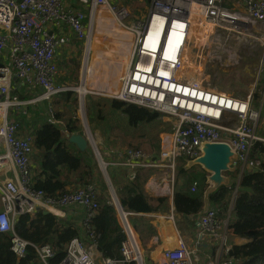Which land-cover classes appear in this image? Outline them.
Listing matches in <instances>:
<instances>
[{"label":"built area","instance_id":"built-area-1","mask_svg":"<svg viewBox=\"0 0 264 264\" xmlns=\"http://www.w3.org/2000/svg\"><path fill=\"white\" fill-rule=\"evenodd\" d=\"M75 1L85 10L76 8ZM223 2L149 0L147 13L131 19L125 6L111 0H0V233L10 234V250L15 256L23 257L26 247L32 244L15 232L14 223L18 216L31 215L38 208L55 212L83 207L86 217L82 223L95 246L89 220L99 207L96 186L87 184L57 195H46L34 189L30 168L31 137L17 133L18 123L9 116L11 110L20 112L29 104L49 101L59 93L79 92L78 87L83 86L55 82L54 60L68 43V37L50 32L49 28L60 23L67 25L77 40L84 42L85 68L89 63L93 33L113 39L125 61L116 67L119 70L117 91L106 95L148 108L171 120L170 130L160 136V151L155 157L139 148H128L123 158L119 156L120 161L101 160L105 166L122 165L131 176L137 168H155L166 178V173H171L169 181L172 183L177 158L199 156L202 142H226L237 154L235 164L261 170L264 174L260 160L250 155L253 144L263 140L255 132L258 111L251 108V92L241 98L233 93L206 89L196 81L184 79L180 70L193 28L203 36L201 44L204 45L207 36L214 32L243 34L249 26L264 23V0H241L238 11L229 10ZM159 17L166 22V27L155 38L153 25ZM173 25L178 32L174 40ZM93 76H88L87 90L98 93L99 88L92 86L95 81L89 80ZM14 79L33 89L29 98L11 95ZM47 110L53 117L50 104ZM117 209L125 235L120 257H103L98 263L92 246H85L80 238L73 237L56 264H146L126 212ZM198 223V240L206 235L219 236L217 232L227 228V219L218 218L214 208H207ZM32 246L43 264H53L49 259L55 252L50 244ZM222 252L227 257L211 264L240 263L238 258L229 255L227 246ZM156 264H193V261L187 245L179 240L177 246L163 250Z\"/></svg>","mask_w":264,"mask_h":264},{"label":"trees","instance_id":"trees-1","mask_svg":"<svg viewBox=\"0 0 264 264\" xmlns=\"http://www.w3.org/2000/svg\"><path fill=\"white\" fill-rule=\"evenodd\" d=\"M118 2L128 4V0ZM71 62L67 70L77 71V62ZM64 82H76V77L67 76ZM73 92H65L64 98L68 99ZM12 96L23 98L21 92L11 91ZM59 99H62L60 97ZM108 101L109 108L116 109L125 115L133 129L139 126H151L159 132L170 128V122L162 120L158 112L133 103L123 102L114 98H104ZM253 102L258 105L260 95L255 92ZM76 100V99H75ZM68 100L65 103L67 104ZM76 103V101H74ZM59 103V102H58ZM100 105L96 103L92 118L103 119ZM75 109H72L68 119L58 124L48 120L46 105L29 104L26 113H18L16 120L19 122L21 133L32 137L31 154V185L36 190H42L46 195H57L67 190L82 187L87 184H98L100 192L105 194L107 188L99 172L96 161L90 149L81 151L72 142L61 135L65 129L68 133L79 131L76 125ZM96 109V111H95ZM57 112V113H56ZM55 118L61 120L62 115L56 111ZM62 112V111H61ZM78 120V119H77ZM78 133V132H77ZM251 156L260 159V168L264 170V142L256 141L251 148ZM152 169L139 168L133 176L126 170L108 169L112 184L116 189L121 207L125 211L146 213L167 210V198L164 196L150 197L144 192V185L150 177ZM193 173V174H192ZM178 175L183 178L182 190L173 193V208L182 216L193 218L202 208V193L205 188V171L202 173L201 186L190 191L188 185L197 180V175L191 170L181 168ZM233 179L229 186L220 185L209 194L210 205L216 210L218 218L227 219V228L232 234L249 239L244 244H233L229 248V255L240 260L239 264H264V174L261 170L246 169L236 180L234 173H229ZM98 187V186H97ZM105 196L98 198V210L89 220L90 229L94 235L96 248L104 257H120V243L125 238L122 228L117 220L116 210L113 205L107 204ZM78 219L58 217L52 213H44L41 208L29 215L18 216L14 229L16 233L34 245L49 243L55 256L50 261L58 263L64 256L69 240L79 236L80 229L76 224ZM0 264H39L35 250L27 246L25 255L16 258L10 250V234L0 233Z\"/></svg>","mask_w":264,"mask_h":264},{"label":"crops","instance_id":"crops-1","mask_svg":"<svg viewBox=\"0 0 264 264\" xmlns=\"http://www.w3.org/2000/svg\"><path fill=\"white\" fill-rule=\"evenodd\" d=\"M111 1L115 4L125 6L130 11L129 6H135V8H138L136 6L140 5L141 3H145L146 0H144V2L142 0H128V1H130L128 4L118 2L119 0H111ZM224 2H225V0H224ZM224 2H223V4H224ZM237 4L241 5V0ZM73 5L76 8H80V9L85 10V7L76 1L73 3ZM130 13H131V11H130ZM131 16H132V14H131ZM85 21L87 22L86 19H85ZM49 31L50 32L56 31V32H60L62 34H66L68 37V42L71 40V38H73V40L75 41V43L72 45L71 48H68V43H67L59 51L57 57L54 60L55 65H56V69H57V72L55 75V82L56 83H66L63 80L64 73L67 70V68L69 67V65L71 64V62L75 59H78L77 60V62H78L77 67L78 68H77V71L75 72V76H77L79 74V69L81 67L83 74H82V77L80 78V84L83 83L84 76L87 77L86 82L84 81L85 85L82 84L83 86H86V89L84 90L83 95H80V91L79 92L74 91L75 93L72 94L71 96H73V99L76 102L78 99V104H79V96L81 98V97H86V96H92V95H88V94H99V93H92V92H89L87 90L88 89V76H86L84 74V72H85V60H84L85 44H84V42L82 40H77L74 37V34L71 32V30H69L67 25H65L63 23L57 24L55 26H51L49 28ZM105 42L106 41L104 39H102L98 35V33L95 34L94 36H92V42H91V46H90L91 51H90L89 58H88L89 63L86 66V69L88 68V66H90L89 69L92 71L97 65H99L100 62L106 63V65L108 64L110 66H116V67L123 65L125 60L122 57L121 52L116 49L115 45L112 46L109 43H105ZM95 45L98 48L97 47L93 48ZM105 47H106V51L104 50ZM73 50H74V53L72 52ZM93 53H96V55H93ZM93 59H94V61H93ZM62 71H63V76L61 77L60 74L62 73ZM94 73L92 72L93 75H94ZM118 73H119V70L116 69L114 72V79H113V83L115 85H117L116 82H118L117 81V74ZM14 89L21 92V94L23 95V98H19V99L29 98L32 95V91H33L32 88H29L27 86V84H25V83H23L17 79L13 80V83H12V91ZM70 92H73V91H70ZM64 93L65 92H62V93H59V94L53 96L51 98V100H49V101H43V102L35 103L37 105L41 104V103L45 104L46 105V113L48 115V117H47L48 120L50 122L58 124V125H59V122L62 123V121H63V123H64L65 120L68 119V117H69L68 114L70 115L73 113L72 112V113L67 114L66 112H63L62 110L58 109L59 106H61L63 108L64 107L68 108V105H67L68 102L66 105L64 102H66L67 100L69 101V99L71 97L70 98L68 97V99H65L64 95H62ZM235 94L237 96H240L237 93H235ZM100 95H104L108 98H112L111 96L106 95V94H100ZM60 97H62L63 101H60L58 103L57 99H59ZM90 98H92V97H90ZM252 101H253V99H252ZM48 104H50V106H51L53 117H51L50 114L48 113V110H47ZM263 104H264V102L261 104L262 110H261L260 106L258 108L260 111V115H262L264 117ZM258 105H259V103H258ZM71 110H72V108H71ZM26 111L27 110H26V106H25L20 112L12 111L11 114L9 112V116L13 117L16 120V115L18 113H26ZM56 111H58L62 115V118L60 121L55 118L54 113ZM95 111H96V109H95ZM119 114H122V113L119 111ZM122 115L125 117L124 114H122ZM89 118H90V115H88V121L90 122V126L92 125V122L97 123V122L104 120V117H103V119H96L94 117V121H90ZM84 119H85V117H84ZM79 120H77V119L75 120L76 125L79 127V129H78L79 131H77V132L79 134H82L89 141V135L86 136L83 132H81L82 127H81V125H79ZM17 123H18V132L17 133H20V135H23L21 133L22 127L20 126L18 121H17ZM263 123H264V118L262 121V125H263ZM83 126L86 127L85 121H84ZM262 128L264 129V125ZM62 130L66 131L65 129H62ZM61 131H60V133H61ZM77 132H74V133H77ZM160 133H162V132H159L157 134H160ZM69 134H72V133H69ZM89 134H90V132H89ZM258 136H260V135H258ZM260 137L263 139L262 141L264 142V137L263 136H260ZM102 142L104 143V146L103 147L101 146L102 155L100 154V152L98 150H97L98 154L96 153V157L98 159L95 158L93 152L92 151L91 152L93 154L94 160L96 161L99 172L103 178L104 184L107 188V192L105 193V194H107V196L105 197V200H106L105 202L109 205L114 206V208L116 210L117 220L120 224V218H119L117 208H121L123 211H125V210L120 205L118 196L116 194V189H115L114 185L112 184V179H111L107 170L108 169L110 170L112 168H116L117 170H125L126 171V168L122 165H112V164H108L107 166H105L101 162V160L106 161V162H112V161H116V160L120 161V159L123 158V156L125 154V150L127 148L108 147V145H107L108 141L105 139H103V141H102V139H100V143H102ZM158 142H159V136H158ZM31 144H32V137H31ZM0 149H1V147H0ZM87 149H90V142H88V144H87ZM133 149H135V148H133ZM257 159H259V158H257ZM183 163H184L183 169H185V170H189V169L196 167V170L195 171L192 170V171L198 176L197 180L188 185L190 191H194L201 186V177H202V173L204 170L199 165H195V164L184 168V166L186 165L185 159H183ZM231 167L233 169L224 172V175L229 180L230 184H232L233 179L230 177L229 173L235 174V178H234L236 180L235 189H234V193H235L236 187L238 185L239 177L242 175V173L246 169H248V167H244V166L235 164V162H234V165H232ZM137 169H139V168H137ZM137 169H135V172ZM143 169H149V168H143ZM248 170H251V169H248ZM253 171L255 172L257 170H253ZM128 173L131 175L130 171H128ZM150 174H151L150 177L148 178L146 184L144 185V192L147 196L154 197V198L160 197V196L166 197L167 198V210H165L163 212L156 211V212H146V213H134V212H130V211H125L126 215H127V221L130 224V226L134 232L136 242H137L139 248L141 249V252L145 258L146 264H156L162 258L163 250L166 248H172V247L177 246V244L179 243V240H182L186 245H187V243L190 245L194 244L195 251H199V253L195 254V256L193 257V252L189 248V246L187 245L188 249L190 250V256H191L192 261H194V260L196 261L195 264H211L212 259H213L214 263L220 262L223 259H225L227 256L225 253H223L221 251L220 240L210 241L212 238L210 236L206 235V236H203L202 238H199V242L196 243L198 240V238L196 236V231L198 228L197 223L199 221L200 216L202 215V213L199 214L201 212V210L193 218L182 216L179 213H176L174 211V208H173V193H174V191L182 190L183 187H187V184L184 185L183 178L175 174L176 177H175L174 181L170 184L169 181H167L166 175L159 172L155 168L151 170ZM206 174H207V172H205V176H206ZM194 183H195V187H193ZM204 183H205V180H204ZM92 184H94V183H92ZM94 185L96 186L97 200H98V198H100V196H102V197L105 196V194H102L100 192L99 185L98 184H94ZM170 185H171V188H170ZM203 198L205 199V196L202 193V201H203ZM206 200H207L208 208H210V207L214 208L213 206L210 205L209 194H208V196L206 195ZM208 200H209V202H208ZM71 208H73V209H71ZM53 211H55V210H53ZM229 211H230V209L228 210L226 217L223 219L229 218V216H230ZM48 213H52V214H54L60 218L61 217H68L69 219H78V220H76V224L78 225V227L80 229L78 238H80L82 240V242L85 246H90V245L92 246V249H93V252H94V255H95L97 262L101 263V260L104 256L101 254V252H99L97 250L96 243H95V246L92 245L91 238L87 234V232L83 226V223H82L86 217V210L83 207H80V206L70 207V208H68V210H67V208L66 209H60V210L58 209L55 212L49 211ZM228 232L230 233L229 234V241L227 242L228 245L226 244V246L228 248H230V246L233 244L240 245V244H244V243L249 241V239H247V238L239 237V236L232 234V232H230L229 230H228ZM6 234H8V233H6ZM75 237H77V236H75ZM22 239H24V238H22ZM29 243L32 244L31 242H29ZM47 244H49V243H47ZM32 245H34V244H32ZM32 245H28V246H32ZM37 245H40V244H37ZM120 245H121V243H120ZM25 252H26V250H25ZM119 252H120V249H119ZM36 256H37V254H36ZM16 258H18V257L16 256ZM51 259H53V258H51ZM51 259H49V261ZM37 261L39 262V264H43L38 259V257H37Z\"/></svg>","mask_w":264,"mask_h":264},{"label":"rangeland","instance_id":"rangeland-1","mask_svg":"<svg viewBox=\"0 0 264 264\" xmlns=\"http://www.w3.org/2000/svg\"><path fill=\"white\" fill-rule=\"evenodd\" d=\"M142 1L144 2V0ZM239 1L240 0H225L224 5L231 11H238L240 5L237 3ZM136 7L139 9L135 8V6H129L132 14V16L130 15L131 19L135 15L142 16L147 13L149 0H146L145 3H141ZM247 29L248 30L244 31L243 34L231 31H221L218 33L214 32L211 36H207L205 41L207 43L202 45L201 37L203 36H201L198 29L193 28L190 32L189 40L186 45L183 57L185 65L182 71L189 77L197 75V83L206 89L234 93V95L237 93L240 95L238 97L241 98H245L250 92L253 97L254 93L257 92L260 95L258 102L259 105H255L253 101L250 105L252 109L258 111L255 132L256 134L264 137V129L262 128L264 125V123L262 125L264 117L260 115L258 108L260 106L262 110L261 104L264 102V23L251 25ZM95 34L97 33L94 32L93 36ZM99 36L106 41L105 43H109L112 46L115 45L111 37L102 35ZM74 43L75 41L71 38L68 42V48H71ZM96 47L97 46L95 45L93 48ZM72 52L74 53V50ZM93 55H96V53H93ZM89 67L90 66H88V69ZM115 70L116 66L106 65V63L100 62L99 65H97L92 71L90 69L87 71L85 68L84 74L89 76L92 74L90 72H95L94 76L89 78V80L91 79L95 81L92 86L99 88L100 91H97L98 93L112 95L117 91V85L113 83ZM63 71L60 74L61 77L63 76ZM82 72L81 67L77 76H75V72L72 70H66L63 77H76V82L69 81L67 83L77 86L80 84V78L83 74ZM198 78L200 80H198ZM82 84H84V80ZM73 93L75 92L73 91ZM88 95L92 96L81 98L79 96V104L78 99L75 103L73 96H71L67 104L68 108L59 106L58 109L68 114L72 112L71 108L74 109L76 106L75 116L78 120L80 119L79 125L82 127L81 132H83L86 136L89 135L90 150L93 152L95 158H97V150L102 155L101 146L103 147L104 143H100V139H102V141L103 139L107 140L108 147L127 149L139 148L152 157H155L158 154L160 151V141L158 142V136L160 140V136L163 132L156 134V130L151 126H139L137 129H133L128 123L126 117L119 114L118 110L108 107V101L104 99L108 97L100 94ZM57 100L58 102L63 101L62 99ZM96 103L101 104L100 113L104 115V120L97 123L92 122V125L90 126V122L88 121V112L90 110L94 116ZM11 112L12 110L10 111V114ZM92 113H89L90 118H92ZM162 120H168V122H171V120L167 118H162ZM84 121L86 127L83 126ZM169 130L170 128L167 131ZM183 164L182 158L176 159L174 170L176 175H178L179 170L183 168ZM191 170L195 171L196 167ZM166 174L167 181H169L171 173ZM169 183L171 184L170 181ZM217 234L219 236H212L210 241L220 240L222 251V249L226 247V244L228 245L227 242L229 241L230 233L228 232V228H224L217 232ZM198 242L199 240H197L196 243ZM187 245L192 250L193 257L195 254L199 253V251H195L194 244L190 245L187 243ZM211 261L214 263L213 259ZM195 263L196 261L194 260L193 264Z\"/></svg>","mask_w":264,"mask_h":264},{"label":"water","instance_id":"water-1","mask_svg":"<svg viewBox=\"0 0 264 264\" xmlns=\"http://www.w3.org/2000/svg\"><path fill=\"white\" fill-rule=\"evenodd\" d=\"M61 134L66 137L69 142L74 143L79 150L84 151L87 149L89 141L82 134H69L64 130L61 131ZM199 150V156L193 159H185L186 165L184 168L195 164L199 165L205 172H207L205 176L206 186L203 191L205 199L203 198V207L199 213L201 214L208 208L206 195L208 196V194L213 192L220 185H230L224 172L233 169L231 166L234 165V162L237 159V154L226 142H202L199 146ZM48 212V210H44V213ZM197 225H199V223H197Z\"/></svg>","mask_w":264,"mask_h":264},{"label":"bare ground","instance_id":"bare-ground-1","mask_svg":"<svg viewBox=\"0 0 264 264\" xmlns=\"http://www.w3.org/2000/svg\"><path fill=\"white\" fill-rule=\"evenodd\" d=\"M175 24L177 25L178 24V22H175ZM165 27H166V22H164V20L161 18V17H159L155 22H154V25H153V28H154V36H155V38H156V36L158 35V33L161 31V30H164L165 29ZM169 31V30H168ZM167 31V32H168ZM177 30H175V25H173V27H171V36H172V40H174L175 38H174V36H175V34L176 33H178V32H176ZM104 50L106 51V47L104 48ZM184 65H185V63H184V60H183V64H182V68L180 69L181 71L183 70V68H184ZM182 73V75L184 76L183 78L184 79H186L187 81H196L197 82V75H193V76H188V75H186L185 73H183V71L181 72ZM198 80H200L199 78H198ZM86 89V87L85 86H80V87H78V90L83 94L84 93V90Z\"/></svg>","mask_w":264,"mask_h":264}]
</instances>
